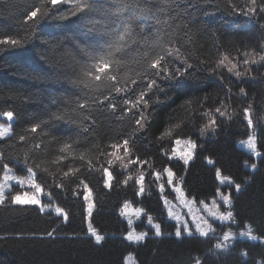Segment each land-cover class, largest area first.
<instances>
[{"label":"trees","instance_id":"trees-1","mask_svg":"<svg viewBox=\"0 0 264 264\" xmlns=\"http://www.w3.org/2000/svg\"><path fill=\"white\" fill-rule=\"evenodd\" d=\"M97 2L104 5L100 11L73 15L72 0L55 8L45 0H0V40L18 42L0 44V112L14 116L12 135L0 139V179L4 164L20 176L31 167L46 193L44 202L56 203L68 215L65 221L52 211L6 200L0 205V264H125L128 253H134L139 264H196L197 260L260 264L264 260V61L259 55L264 54V0H256L253 13L248 12L253 7L250 0H169L170 7L158 0ZM123 3L129 8L118 12ZM159 7L167 10L157 11ZM37 8L40 12L29 20ZM141 15L147 18H136ZM125 24L132 29V36L126 37L129 46L121 54L128 64L117 76V86L125 91L116 93L105 80L111 69L100 73L101 81L83 73L99 61L106 43ZM165 47L180 48L182 56L173 52L165 61H171L170 71L186 68L185 75L170 80L163 78L167 73L153 76L157 70L149 69L147 75L137 77L150 58L164 54ZM223 55L237 63L232 72L218 65ZM253 58L256 63L245 64ZM125 71L137 79L135 85L122 79ZM236 71L245 75L238 77ZM152 78L157 85L144 97L147 107L125 103L135 101ZM81 79L88 86L73 83ZM249 107L252 127L245 113ZM141 115L144 119L137 124ZM34 126L36 132L31 131ZM251 131L262 154L254 171L246 162L255 158L238 146ZM183 138L195 140L197 146L188 167L169 157L176 140ZM124 140H128L127 154ZM66 143L72 147L60 151ZM168 166L176 170L186 194L198 201L217 193L218 169L242 184V190L233 194L237 228L249 225L259 239L237 238L228 251H221L214 248L212 236L176 237V224L167 220L163 201L175 198L165 174ZM104 168L113 175L111 187L106 186ZM140 175L144 176L142 194ZM84 185L91 189L94 204L91 223L104 237L99 244L88 232ZM127 201L155 213L164 234L155 236L150 230L141 242L129 241V226L120 213Z\"/></svg>","mask_w":264,"mask_h":264},{"label":"snow or ice","instance_id":"snow-or-ice-1","mask_svg":"<svg viewBox=\"0 0 264 264\" xmlns=\"http://www.w3.org/2000/svg\"><path fill=\"white\" fill-rule=\"evenodd\" d=\"M46 3L50 4L53 8L56 6H62L65 3H68L69 0H45ZM72 3L74 4L73 8V15H75L77 12H96L100 11L103 9L104 5L101 3H98L97 0H72ZM158 3L161 5H165L167 7H170L169 0H158ZM250 3L253 5V7L248 9L249 13H253L255 11V5H256V0H250ZM130 5L127 3H123L122 7L117 9L118 12L120 11H126L129 8ZM166 7H159L157 11H166ZM264 10V9H262ZM143 11H148V9H144ZM38 12H40V8H37L35 11L31 12V14L28 16V19L31 20L33 17L37 16ZM137 19H146L147 17L141 15L136 17ZM90 23L95 24L98 23L97 21H90ZM157 23H160L159 20H157ZM166 23V21H165ZM145 27V25H141V28ZM97 29L92 28L90 31H96ZM105 34L111 35V33H108L105 31ZM132 36V29L130 24H125L122 30L117 29L115 31V38L108 41L105 45L106 51L100 56L99 61L92 65L91 68L85 69L84 70V77H89L91 76L92 80L94 81H101V75L100 73L105 72L106 70L111 69L110 72H108L107 76L105 77V80L108 83V87H110L111 90H114L116 93H120L121 91H125V89L118 87L117 84L119 83L117 76L121 70L122 67H125L128 64V61L125 59L124 55H121L122 53H125L126 48L129 46L130 42H126V37H131ZM145 42H147V37H145ZM18 42L15 39L12 40H0V44H11V45H16ZM159 43V39L156 41H153L151 43V47H156L157 44ZM175 52L177 55H181L180 48H171V47H165L164 49V54H157L155 57H152L149 59L147 67L144 69L143 72H137L136 76L141 77L144 75H147L149 69H155L157 70L156 72H153V76H159L161 73H167L166 75L163 76L164 79H170V80H179L180 77H183L187 71L185 68L184 70H181L180 68H176L174 71H170L168 64L171 63V61H165V56H171ZM91 55V53H89ZM145 57L149 56V53L145 51L143 53ZM245 56H248L249 54L247 52L244 53ZM255 57V54H253ZM225 61H227V65L225 64ZM259 61H264V54L259 55ZM138 62V61H136ZM162 62H164L162 64ZM182 62L186 63L185 60H182ZM249 62L251 63H256L257 60L253 58L251 61L245 60V64H248ZM218 65L227 67V70L229 72H232L234 69L237 68V63H234L228 55H223L222 58L218 61ZM190 67V65H189ZM94 69V71H93ZM236 76H242L245 75V73H242L240 71L235 72ZM123 80L128 81L130 79L131 83L135 85L137 83V79L131 77L130 72L125 71L124 76L122 77ZM73 83L80 84V83H85V86H88L87 83L85 82L84 79L74 81ZM154 85H157V80L155 78H152L148 81L146 88L141 90L139 92V95L136 97L135 101L132 100H126L125 103H130L132 104L133 107H138L141 103H143L144 107L148 106V101L144 99V97L147 95V92L152 89ZM100 85L98 84L97 87ZM240 92L242 94H245V90L243 88L240 89ZM81 107H84V105H80ZM114 108L115 105H112ZM250 110L251 108L249 107L248 109H245V113L247 114L246 118L248 119V125L251 127L253 125V121L250 115ZM216 111H220L219 108L216 109ZM7 118L8 121H11L13 119V113L12 112H7L4 114ZM57 119H62V117H57ZM144 117L141 115L140 120H137L136 123L139 124L141 120H143ZM212 124H215V120L211 121ZM37 128L34 126L31 128L32 132H36ZM11 125H8L6 127H0V139H3L5 137L11 136ZM20 140H24L25 137L21 135ZM185 143L191 145V147H195L194 144H192L191 141H186ZM247 146L250 150L254 151L256 150V146L254 143V138H250L247 142ZM176 144L179 145L181 144L180 140H176ZM71 144H65L63 148L60 149L62 152H66L69 148H71ZM114 149H118V145L113 144L111 146ZM123 147L125 149V154H127L128 151V140L123 141ZM259 155V153H256ZM111 156H116L117 159H120L119 156H117V152H112L110 153ZM191 153H181V158L184 159V162L187 163L188 159L190 158ZM2 158V157H0ZM81 159H83V156H81ZM25 164L27 163V157H25ZM136 162V161H132ZM211 162V161H210ZM112 161L109 160V164H111ZM4 169V175H3V180L0 181V205H3L6 200L9 199L11 203L14 205H21V206H37L39 207L40 211L43 212L46 210V207H50V205L46 206L41 202L40 194L44 192V189L42 188L41 184L37 182L36 179V172L33 171L31 167H27V175L26 176H20L17 175L12 168H9L7 164H4L3 166ZM126 167V165H125ZM253 168H255V165H252ZM168 173V183H172V177L173 173L171 169H166ZM103 172L105 176L107 177V182L106 186L111 187V180L113 179L112 173L108 170V168H104ZM65 176L68 175V173H64ZM219 176V173H217ZM157 179H159V174H157ZM143 180L144 176L140 175L138 177V181L140 183V188L139 192L142 194L144 192V187H143ZM10 181H14L16 185L19 186L21 190L15 191L14 193L11 191L12 190V185L9 183ZM224 181H228L231 183L230 179L228 177H222L221 182L223 183ZM124 183H127V181H124ZM27 187L29 190H23ZM86 195L84 196V199L88 201V215L91 217L92 214V209L94 207V204L91 200V189L88 188L87 185H84ZM161 191H163V185H161ZM176 191H179V189H176ZM236 191H240V185H236ZM222 199L224 200L225 203L231 205V199L229 196H223ZM167 203V201H166ZM215 203V201L213 202ZM128 205H125L127 207ZM207 207V205H205ZM57 215H60L63 217L65 221L68 219L67 213L60 207H56L54 209ZM138 213H142L143 210H137ZM171 214V213H170ZM212 215L221 221V223L225 221H233V212L231 210H228L226 212H221L219 215H216V213H212ZM177 219H179L177 217ZM131 223V222H130ZM148 223H152V218L148 217ZM205 224H207V228L201 227L200 224L196 225V232L199 233L200 236L202 237H208L210 232L214 233L215 229L212 227L211 224H208L207 221H204ZM155 228V235L160 236L162 235L161 233V228L159 224L153 225ZM185 230L187 231V234L189 236L193 235L192 231L187 228V224H185ZM88 232L91 234L92 237L95 238V241L97 244H99L101 241L104 240V237L100 235L97 230L92 226L91 222H89L88 225ZM181 229L177 227L175 231V236L176 237H181ZM48 235H52V233H49ZM147 233H139V234H134V233H129L127 239L128 240H134L135 242L139 243L142 241ZM236 233L232 232L231 229H229L227 232H224L222 238H218V241L215 243L214 248L216 250H221V251H228L231 247V244L229 243L230 241H234L236 239ZM239 236L241 237H246L250 240H257L259 237H257L251 228L249 226L246 231H242L239 233ZM244 255L246 256L247 253L245 252ZM197 264H200L199 260H197ZM260 264H264V260L260 262Z\"/></svg>","mask_w":264,"mask_h":264},{"label":"rangeland","instance_id":"rangeland-1","mask_svg":"<svg viewBox=\"0 0 264 264\" xmlns=\"http://www.w3.org/2000/svg\"><path fill=\"white\" fill-rule=\"evenodd\" d=\"M4 114L5 113L0 112V127H6L8 125H11V132H12V124L14 122V116L11 121H8ZM250 138H254V143L256 146L255 152L250 150L247 146L246 142ZM179 140L181 141V144L177 145L175 143L173 150L169 157L172 161L173 160L181 161L186 167H188L195 157L196 147H197L196 142L195 140L191 138H183ZM186 141H191L192 144L195 145V147L194 148L191 147V145L185 143ZM238 146L255 158V162L247 161L246 167L252 171L256 170L258 166L257 160L262 155L259 149V146H258L256 133H254V131H251L248 137L240 138L238 141ZM187 152H190L191 156L188 159V162L185 163L184 159L181 158V153H187ZM257 152L259 153V155L256 154ZM209 164L213 165L214 162L212 160H209ZM252 165H255V168H253ZM167 169H171L172 173L174 174L172 177V183L171 184H169L168 182L167 183L170 185L172 191L175 193L174 195L175 198H164L163 201H164V208L166 210L167 220L176 224V227L173 229V234H175L177 227H179L181 229V233H182L181 235H188L187 231L185 230V224H187V228L191 230L192 233L199 234L198 232H196V225L200 224L201 227L207 228V224L204 223V221H207V223L211 224L212 227L215 229V232L214 233L210 232L209 236L214 237L216 242L218 241V238H222L224 232H227L229 229H231L232 232L237 234L236 239L237 238L248 239L246 237L239 236V233L242 231H246L249 225H246V227L243 229H238L237 228L238 224H237V221L235 220L234 210H233V205H234V195L233 194H237L238 192L242 190L243 188L242 184H239L240 191H236V185L238 183H235L233 178L224 175L222 171L218 169L217 173H219V176L217 175V180L219 183V188L217 189V193L215 194V196H213L209 200L198 201L194 197H190L188 194H186V191L183 189L182 181L179 180V178L177 177L178 174L176 170H174L170 166H168ZM165 174L168 177L167 171H165ZM3 175L0 181L3 180ZM222 177H228L231 183H229L228 181H224L222 183L221 182ZM9 183L12 185L11 191L13 193L15 191L21 190L19 186L15 184L14 181H10ZM176 189H179V191H176ZM23 190L30 191L31 189H28L27 187H25V189ZM45 196H46V193L43 192L42 194H40V197H39L43 204H45L46 206L50 205V207H46L45 211L47 212L52 211L56 213L54 209L60 206L57 205L56 203L48 204L44 202ZM223 196L230 197L231 205L224 202V200L222 199ZM9 199H10V196H9ZM91 200H92V197H91ZM214 201L215 203H213ZM125 205H128V206L125 207ZM205 205H207V207H205ZM140 209L143 210L142 213H138L137 210H140ZM228 210H231L233 212V217H234L233 221H225L221 223V221H219L212 215V213H216V215H219L221 212H226ZM120 213L123 219L127 221L128 226H129V232L126 234V238L128 237L129 233L139 234L143 232V233H147L148 235L150 230H153V232L155 233V228L153 226L155 224L160 225L161 233L164 234V225L161 223L160 220L155 218L156 216L155 213L149 212L143 206L135 205L131 201H127L123 205ZM148 217L152 218L151 224L148 223ZM177 217L179 219H177ZM89 222H91V217H89L88 215V207H87V224L88 225H89ZM129 241L133 243H137L134 240H129ZM233 242L234 241H230L229 243L233 244ZM124 262L125 264H139L134 253H128L124 258Z\"/></svg>","mask_w":264,"mask_h":264},{"label":"bare ground","instance_id":"bare-ground-1","mask_svg":"<svg viewBox=\"0 0 264 264\" xmlns=\"http://www.w3.org/2000/svg\"><path fill=\"white\" fill-rule=\"evenodd\" d=\"M152 231H153V230H152ZM153 233H154V232H153ZM149 234H150V232L148 233V235H147L146 237H148V236H149ZM154 235H155V233H154ZM155 236H156V235H155ZM146 237H145V238H146ZM145 238H144V239H145Z\"/></svg>","mask_w":264,"mask_h":264}]
</instances>
